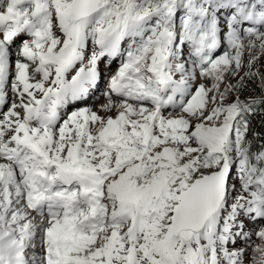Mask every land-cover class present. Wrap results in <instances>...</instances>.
<instances>
[{"label": "snow or ice", "instance_id": "snow-or-ice-1", "mask_svg": "<svg viewBox=\"0 0 264 264\" xmlns=\"http://www.w3.org/2000/svg\"><path fill=\"white\" fill-rule=\"evenodd\" d=\"M0 264H264V0H0Z\"/></svg>", "mask_w": 264, "mask_h": 264}, {"label": "rangeland", "instance_id": "rangeland-1", "mask_svg": "<svg viewBox=\"0 0 264 264\" xmlns=\"http://www.w3.org/2000/svg\"><path fill=\"white\" fill-rule=\"evenodd\" d=\"M115 67H116V64L114 63L112 65V70H115ZM102 102H103V97H102V95H100V99L95 98V101L93 102V105L99 104V103H102Z\"/></svg>", "mask_w": 264, "mask_h": 264}]
</instances>
